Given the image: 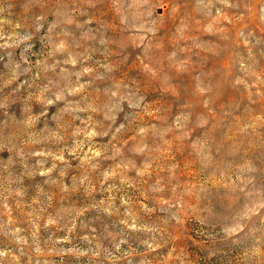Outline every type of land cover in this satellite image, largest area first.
I'll list each match as a JSON object with an SVG mask.
<instances>
[{
	"label": "rangeland",
	"instance_id": "obj_1",
	"mask_svg": "<svg viewBox=\"0 0 264 264\" xmlns=\"http://www.w3.org/2000/svg\"><path fill=\"white\" fill-rule=\"evenodd\" d=\"M0 264H264V0H0Z\"/></svg>",
	"mask_w": 264,
	"mask_h": 264
}]
</instances>
